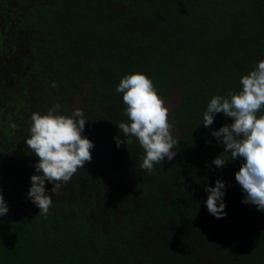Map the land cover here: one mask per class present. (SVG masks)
I'll list each match as a JSON object with an SVG mask.
<instances>
[{"label": "trees", "instance_id": "1", "mask_svg": "<svg viewBox=\"0 0 264 264\" xmlns=\"http://www.w3.org/2000/svg\"><path fill=\"white\" fill-rule=\"evenodd\" d=\"M261 59L264 0H0V264H264V211L243 202L242 161L212 164L224 146L211 132L232 120L202 125L211 97L239 89ZM131 72L176 98L177 154L152 173L135 138L114 140L127 122L116 88ZM57 103L84 111L94 148L41 215L25 140L31 114ZM218 178L222 218L205 203Z\"/></svg>", "mask_w": 264, "mask_h": 264}, {"label": "clouds", "instance_id": "2", "mask_svg": "<svg viewBox=\"0 0 264 264\" xmlns=\"http://www.w3.org/2000/svg\"><path fill=\"white\" fill-rule=\"evenodd\" d=\"M239 84V89H229L226 94L211 97L203 113L202 125L210 128L218 113L231 118V123L211 132L216 142L224 146L221 153H229L231 159L220 153L212 164L222 168L228 162L240 159L235 180L244 193L243 202L264 211V59L242 75ZM52 86L55 87V82ZM116 91L122 94L127 117V122L121 120L117 124L119 132L114 137L117 148L131 144L135 138L143 150L140 167L149 173L154 171V165L162 164L166 158L172 161L177 154L174 149L178 141L172 134L170 110L153 81L142 72H131L121 78ZM86 121L81 108L64 114L58 103L44 113L31 114L25 143L38 159L27 196L41 215L49 213L52 197L59 193L61 185L67 184L92 160L94 143L84 134ZM45 181L53 185L51 194H47ZM225 188V181L219 178L214 186L205 185L207 209L217 218L227 214ZM8 211L0 191V217Z\"/></svg>", "mask_w": 264, "mask_h": 264}, {"label": "rangeland", "instance_id": "3", "mask_svg": "<svg viewBox=\"0 0 264 264\" xmlns=\"http://www.w3.org/2000/svg\"><path fill=\"white\" fill-rule=\"evenodd\" d=\"M175 101H176V98L174 96L165 99V103L167 104L169 110L171 109V107L173 106V104L175 103ZM169 116H170V114H169ZM169 121H170V118H169ZM170 123H171V121H170Z\"/></svg>", "mask_w": 264, "mask_h": 264}]
</instances>
